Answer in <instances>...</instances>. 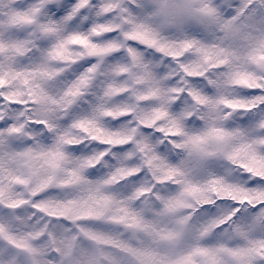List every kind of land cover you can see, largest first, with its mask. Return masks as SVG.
Listing matches in <instances>:
<instances>
[{"label": "snow or ice", "instance_id": "obj_1", "mask_svg": "<svg viewBox=\"0 0 264 264\" xmlns=\"http://www.w3.org/2000/svg\"><path fill=\"white\" fill-rule=\"evenodd\" d=\"M0 264H264V0H0Z\"/></svg>", "mask_w": 264, "mask_h": 264}]
</instances>
